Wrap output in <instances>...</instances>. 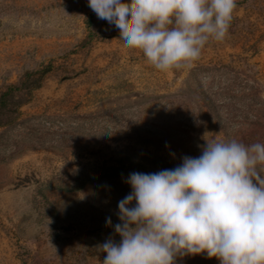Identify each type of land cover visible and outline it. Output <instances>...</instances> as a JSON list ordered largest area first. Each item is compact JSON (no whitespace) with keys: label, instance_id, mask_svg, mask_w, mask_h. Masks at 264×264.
Returning <instances> with one entry per match:
<instances>
[{"label":"rangeland","instance_id":"374dc122","mask_svg":"<svg viewBox=\"0 0 264 264\" xmlns=\"http://www.w3.org/2000/svg\"><path fill=\"white\" fill-rule=\"evenodd\" d=\"M236 5L223 41L161 72L87 0H0V264H103L130 173L264 142V0Z\"/></svg>","mask_w":264,"mask_h":264},{"label":"clouds","instance_id":"9594fccd","mask_svg":"<svg viewBox=\"0 0 264 264\" xmlns=\"http://www.w3.org/2000/svg\"><path fill=\"white\" fill-rule=\"evenodd\" d=\"M161 72L191 67L209 40L223 41L236 0H87ZM117 204L119 242L98 246L103 264H175L205 254L219 264H264V142L207 141L172 169L132 172ZM111 225V218H106Z\"/></svg>","mask_w":264,"mask_h":264},{"label":"trees","instance_id":"16d2710c","mask_svg":"<svg viewBox=\"0 0 264 264\" xmlns=\"http://www.w3.org/2000/svg\"><path fill=\"white\" fill-rule=\"evenodd\" d=\"M48 67H45L44 69H41L40 71H34L33 73L38 75L35 79L31 80L29 83H27V80L24 81L21 86L25 87V89L28 88H36L37 86L40 85L42 78L44 76V74L46 73V71H48L47 69ZM20 87L15 86V87H10L8 90L9 91H17ZM4 93L0 96V100L3 99L4 97ZM1 102V101H0Z\"/></svg>","mask_w":264,"mask_h":264}]
</instances>
